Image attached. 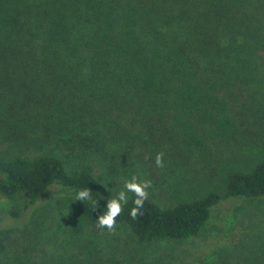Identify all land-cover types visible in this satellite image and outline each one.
<instances>
[{
  "label": "trees",
  "instance_id": "trees-1",
  "mask_svg": "<svg viewBox=\"0 0 264 264\" xmlns=\"http://www.w3.org/2000/svg\"><path fill=\"white\" fill-rule=\"evenodd\" d=\"M236 120L240 132L264 127V0H0V195L30 207L56 187L91 189L71 197L98 230L105 179L152 151L184 168V144L205 148V130ZM127 195L116 225L144 251L199 237L218 207L240 203L243 250L195 264H264V156L168 205L149 195L135 220ZM0 227V264L49 263L13 253Z\"/></svg>",
  "mask_w": 264,
  "mask_h": 264
},
{
  "label": "rangeland",
  "instance_id": "rangeland-1",
  "mask_svg": "<svg viewBox=\"0 0 264 264\" xmlns=\"http://www.w3.org/2000/svg\"><path fill=\"white\" fill-rule=\"evenodd\" d=\"M239 125L236 120L235 128L230 130L209 127L203 132V137L208 139L205 148L195 143L191 146L184 144L189 150L186 155L189 160L184 168L165 158V167H156L153 151L146 153L145 156L149 157L145 158L146 163L134 158L135 163L124 164L125 171L120 177L113 178V183L105 179L108 198H116L125 181L134 175L139 180L152 182L149 195L162 205L218 186L226 166L246 164L264 156V144L256 142L255 135L249 132L259 131L264 138V127L255 128L248 124V131L240 132ZM71 196L75 197L74 193L56 187L51 189L48 198L28 207L20 196L6 198L0 195V217L7 225L4 229L16 240L12 252L40 260L47 257L48 264H82V261L83 264H125L127 255L133 264H195L199 257L213 252L243 250L238 245L242 246L241 242L245 243L247 239L249 217L235 210L240 203H229L231 206L218 207L213 212L199 237L180 243H161L144 251L123 226L116 225L115 230L109 232L107 228L95 230L87 224L78 216L74 205L76 200ZM56 201H63L64 205L48 214L44 207L55 209ZM12 212H18L19 216H13ZM260 219L263 220L259 224L264 228V217Z\"/></svg>",
  "mask_w": 264,
  "mask_h": 264
},
{
  "label": "clouds",
  "instance_id": "clouds-1",
  "mask_svg": "<svg viewBox=\"0 0 264 264\" xmlns=\"http://www.w3.org/2000/svg\"><path fill=\"white\" fill-rule=\"evenodd\" d=\"M148 159L149 157H145ZM155 165L158 168H164V153H157L155 156ZM152 187L150 180H139L137 176H132L130 180H126L123 189L118 193L116 198H109L106 202V211L97 215V229H105L109 232L115 230L116 220L123 211V206L128 203V193H132L135 197L133 207L130 210V218L135 220L139 215H142L141 209L145 201L149 197L148 189ZM91 189L81 190L76 195V200L85 201L90 198ZM95 203V202H94Z\"/></svg>",
  "mask_w": 264,
  "mask_h": 264
}]
</instances>
